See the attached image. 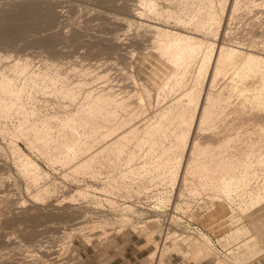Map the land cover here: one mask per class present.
<instances>
[{
    "label": "bare ground",
    "instance_id": "obj_1",
    "mask_svg": "<svg viewBox=\"0 0 264 264\" xmlns=\"http://www.w3.org/2000/svg\"><path fill=\"white\" fill-rule=\"evenodd\" d=\"M13 1H15V3L13 2L15 4L14 7L9 8L7 10L6 8L0 10V43L7 42L9 40H15L18 36L23 34L27 27H32L37 30L38 24L41 21L45 22V28L39 29H43L44 31L52 29L55 21L62 17V15L60 14L61 12H58L59 8L58 11H56L57 8H54L55 5L58 7L60 6V0ZM169 1L171 2V5L167 6L166 8L165 6L161 5L160 0H100L99 2H97L100 3V5L104 7V9L106 8L109 11L114 10V12H119L121 10L123 12V10H126V17L121 19L116 16L117 20L115 21L117 25L123 26L125 22L128 23L133 21L137 22V24L139 23V25L144 28L145 32L143 31L144 33L142 35V39H137V37L135 36V42L137 43V45L139 44L138 46L140 47V44L141 46H143L142 44H145L146 41H153L154 43L152 42V45L150 43L151 46H148L150 47L149 50H151V47L153 46V44H155L158 49L156 51L154 49V51H159L160 54L157 59H160L161 56L162 58L166 59L164 63L168 66L173 75L166 68H164L167 70L168 74H171V76L167 74V77L169 76V78L172 79L170 81V79L165 78L166 75H164L163 81L169 79V81L167 80L168 91H172L177 88L174 91V96L172 98H168L167 100H165L164 98H166V96L163 93L164 98L162 99H164V101L161 100L162 103H160V101L159 103H157V99L159 97H162L160 95L162 93L160 92L159 95L155 93L156 96L159 97H157V99L154 98L155 104H153V94L151 95L150 89L146 85L149 80L147 81V83L144 81L146 84L143 82H138V79V81H135L136 78L134 77L133 78L135 80H130V78H128L129 75H127V73L130 72L126 73V77L128 76L127 78L122 76L123 79L121 78V80L124 81V79H126V81L120 84V81L118 80L121 77L120 75L119 78L116 80V83L107 82L109 80V77H111L110 68H104L99 72L94 73V77L96 78V80H100V82L103 83L101 85L102 87L100 86L99 90H96L95 88L93 90L92 87V90L88 91L86 89V93L82 94L80 92V88L83 87L86 83L82 82L83 80H78V82H76V80H69V77L71 79L72 74L70 75L69 73L63 72L61 66H59L60 63H54V59L53 63H51L52 66L51 64L50 66L47 64L43 65L42 62L41 65L43 66H37L35 60L31 58V56H27L25 58H18V56L17 59L15 58L13 60L6 61L5 59H7V56L5 57L4 53H0V120L3 121V118L10 119L9 117L15 116L16 122L13 120L14 118H12L15 123L13 132L15 137L19 136L24 138L27 143L31 146V148H37L40 153H44L48 161H51L52 163L61 162V164L63 163V165L68 164V169H71L70 171H75L74 174H77V172L79 171L82 172V170L86 172L85 170L88 168V170L90 171L91 166L93 168L94 165L97 163V161L96 163L94 162L95 164L93 163L94 158L101 155L107 156L108 154L112 155L113 152H118V158L120 156L121 158H123L122 153L125 151V148L127 147V149H132L128 148V144H126L127 146L125 145L124 147V143L128 140V142H130V140L132 139L135 141L136 145H133L134 142L131 145H133V147L136 146V148L134 147L133 150H130L128 152L126 150V154H124L126 155V160H122V162L127 161V164H130L132 160L134 161V158L136 156L139 155L138 157H141L140 164L139 161H137L138 165H133L132 162V164L128 165V167L124 169V173V167L122 168V173L124 174V176L131 177L127 178V180H132V177L135 175L140 176L142 174L144 177L146 174L147 177V174L149 173H151L152 175L154 172H158L160 173V176L162 174L163 181H169L167 183H171L172 185H178L179 190L181 191L182 188H187L190 183H193L190 184V187H188V191H190L191 193L193 192L200 194V189L204 187H212L214 189L217 188L218 190L225 192L228 195H231L233 191L237 192V190H240V192H247L248 194H250V204L252 206L262 203L264 201V185H260L258 182L259 180L257 179L260 174L264 173V40H262L264 39L263 27L262 30H260V26L263 25L264 21L262 25L261 22L260 26L258 24L260 29L257 26L258 29H256V27L254 31V27L253 25H251V29L253 32L251 31L252 36L250 37V40L248 38L249 35L248 37L247 34L245 36L248 38L249 41L246 39L247 42L245 43V37L243 42L239 40L235 41L232 38L231 34H233V32L236 33V31L234 30V26L231 24L230 20L235 21L237 18L241 17L238 16V14H240L238 13L236 19L234 20L235 12L237 13L239 7L242 6V0L241 6L240 0H218L217 2L220 1L219 6L222 9V12L220 10L219 11L222 13V15L217 11L215 2L213 0H168V2ZM247 1L251 3L252 0ZM257 1L256 3H258ZM98 3H96V8H98ZM250 3L247 5H250ZM254 3L255 2H252L250 9L256 4ZM259 3L256 5L258 6ZM64 6L66 7V5ZM9 7H11V4L9 5ZM103 7L99 6L100 9ZM62 8L63 7H61V9ZM252 10L254 11L256 10V8L251 9L250 12H252ZM63 11L65 10L63 9ZM89 14H91V11ZM98 15L96 16L100 17L102 15L104 17V14ZM82 18H84V16ZM65 19L66 18H64L63 20L65 21ZM109 19L111 20V16ZM92 20L90 19V21ZM112 20L114 19L112 18ZM97 21H99V19ZM107 21H105L104 23L106 24ZM111 22L112 21H110V23ZM237 22L235 21V23ZM100 23L102 24L103 22ZM127 23L126 26L129 25ZM217 23L220 24L218 26V32H216L217 34H215L216 37L214 35L215 38L212 39V31L214 32L215 30L212 29L213 27L216 28V26L214 25H216ZM252 23L256 22H251V24ZM97 24L98 23H96V25L94 26H97ZM247 27L250 28L249 25ZM97 28H94V30ZM62 30L63 31L60 32H58L57 30V32L55 33L48 32L47 34L36 36L33 38V41H31V43L33 42L41 45L42 47L51 49V51L56 55L60 52V50L57 51L58 49H56V46L62 39L66 38V40H70V38L68 37V35L70 34H72L71 37L75 40L78 38V36L80 37V35L78 34L79 32L77 30L74 31V29H72V33L69 32L70 34L68 33V35L64 33L65 29ZM116 31L118 32L119 30L117 29ZM120 32L121 31H119V33ZM122 32L125 33V29L122 30ZM137 32L134 31V33ZM210 32L211 35L209 34ZM241 32H244V30L242 29ZM248 32L249 31L245 33ZM251 32L249 33L251 34ZM127 33H131V31L128 32L127 29ZM99 34L101 35V33ZM85 35L86 39L83 37V39L85 40L82 41L81 45H83L84 47L90 46V48H92L94 46L92 41L93 39H87V32L86 34H84V36ZM112 35L108 36L103 34L98 40H95L98 41V43L96 47L93 48V50L91 49L92 55H95V53L93 54V52L99 53L100 55H104V53H107L106 55H109L111 54L110 52L112 51V49H115V51L118 52V56L116 55V57L113 58H117L120 61H123L122 63L125 64L128 62V59L132 57L129 58V53L127 54L126 52H123V49L125 51H128L127 49L130 47V45L129 43H127L126 45H129V47L125 49L123 47L124 40L123 42L121 40L122 37L119 38V35V37H116V34L114 36ZM88 36L90 38L92 35L88 34ZM125 36L127 35L125 34ZM237 36H234V38L236 39ZM243 36L244 34L242 35V38L238 36L237 39L241 38L242 40ZM69 40L68 42H70ZM144 40L146 41L143 42ZM129 42L131 43V41ZM258 42L260 43V45L263 46H261L262 48L257 45ZM75 46L78 45L75 44ZM135 48L133 47L134 51H136ZM78 50L80 49L78 48ZM88 52H90V50ZM129 52L131 53V51ZM63 53L65 54V51ZM52 57H54V55ZM104 59H106V57ZM161 59L157 61H160V63H162V65L160 66L163 67V65L165 64L161 62ZM195 60H197V64L194 65V71H192L193 69H191V72L193 73L194 77V82L191 81L190 84L186 82L184 83V80L187 79H184V77H186L187 73H189L187 72V70L190 71V69L188 68H190L191 64ZM115 61L117 60L115 59L114 62L113 60L111 62L117 64L118 66L119 61H117V63ZM194 63H196V61ZM76 64L77 68H79L78 63ZM159 64L157 63L158 70L156 69L157 72L155 73L160 72L163 76L162 73L165 70H162L163 72L159 71V68L162 69ZM69 65L73 66L74 64L72 63V65ZM69 65L68 67L70 68ZM129 65L130 64H128V66ZM75 67L76 66L74 65L73 68ZM125 67L123 66V68ZM129 67H131V65ZM69 68L67 69L69 70ZM73 68H71L70 71H72ZM84 70L85 68L83 69V71ZM86 70L88 73V69ZM121 70L119 71L122 72L123 70ZM124 72L126 71L124 70ZM153 72L154 71H152V74ZM80 73H82L81 67ZM84 73L86 74V72L84 71L82 75ZM92 73L93 72L91 70V74ZM192 73L189 74L192 75ZM152 74L150 78H152L151 80L153 81V79L156 78V75L154 78ZM88 75L87 77H89ZM83 77L84 76H82L81 78L83 79ZM202 77L204 81L201 84L203 85L199 83V80H201ZM85 78L86 77H84V80ZM188 79H190V75ZM110 80L114 81V78ZM86 81L88 84L90 83L88 79H86ZM165 81L164 86H162L164 87V89L166 87ZM158 82H156L155 86L159 85L157 84ZM40 94H47L48 97L50 96V98L51 96H53L52 98H54V100L52 98L51 99L57 103H55L57 105L55 106L57 109L51 106L53 105V103L51 104L50 101H48L50 102V107H52V109H55L53 111L50 107H48L49 105L45 106L48 102L45 103V101L43 102V100H41V103L39 100ZM138 98L140 99L138 100ZM43 103H45V105ZM156 103L158 104V106L157 108L155 107L156 109H154L153 107L154 105H156ZM46 107H48V109L50 108V111ZM147 113L152 114V116L148 118H142V114L145 115ZM200 131L201 133H203V136L198 135ZM93 140H96L98 144L96 143V141L94 142ZM10 141L11 143L14 142H12V140ZM10 141H7V143L10 144ZM93 142L94 144H92ZM94 145L96 147H94ZM11 146L14 150L12 151L11 147H9L11 149V153L14 152L13 154H15V152H17L18 155L20 154L21 156L19 157V159H16L19 161L21 158L22 163H19L22 164V171L28 173L32 180L38 183L37 180L40 181L39 175L43 173L41 170L42 168H40V166L31 158H28L17 144L13 143L11 144ZM18 155L15 156L18 157ZM113 157L114 156L110 158L114 159ZM115 157L116 160L117 156ZM97 159L99 160V158ZM104 159L102 161H104ZM111 161L114 162V160H110L108 161L109 164L111 163ZM116 161L115 163H117ZM113 164L111 163V166ZM121 164H119V166ZM31 166L33 168V171L31 170ZM113 167L112 169H114ZM115 167L117 168V166ZM92 168L91 170L94 169ZM119 169H121V167ZM94 173H97V171H95ZM158 173L156 174V176H158ZM28 175L24 174L23 176H27L28 178ZM110 176H112V174ZM193 176L197 179H195ZM122 177L120 179L124 181ZM192 179L194 181L196 180L197 183L194 184V182H192ZM129 180L128 183H132ZM118 181L119 180L117 179V182ZM111 183L112 181L110 182V184ZM130 185L133 187V190L137 191V193L143 190H147V185ZM47 190V186L46 188L44 186V188L36 191L33 195L36 200L40 201L44 198V194ZM3 191L4 190H0L1 196H4V194L7 195V193L5 192L4 194H2ZM77 191V194L81 196L83 195V191ZM72 199L74 198H69V200ZM14 204V207L12 206V209L10 210H13L14 208L12 212L16 211V214L20 215V208L22 205H18L17 203ZM240 207L244 211L247 209L245 200L241 203ZM22 210H24V208H22ZM25 211L26 209L21 212L20 216H22ZM72 215H74L72 220H76L72 224L67 223L68 221H66L65 223H53V228L51 229V232L53 231L54 233L52 234L46 232V230H49L44 227V229H46L44 230V232L49 234L48 236L46 234L43 237L47 236L52 240V244L49 243L50 245L48 246L49 248L47 249L46 254L48 255L49 259L56 264H67V262L63 261V258L59 253L58 248L55 244H53V242L55 243L58 241L59 238L64 237L67 241L66 246L68 247V249H71V252H75L78 249L77 245L75 244L74 237L78 236V233L81 232L83 235V233H85V228H89V232L96 231L97 229L95 230V228L97 227V224H99V222H97L98 219L97 221L93 219L95 216L91 218L88 216L82 217L83 214ZM24 216L22 217V220L24 219ZM18 217L19 216H17L16 218ZM26 217H28L32 221H36L38 218H40L37 213V210L35 212L34 207L32 206L29 209V213H27V216H25V218ZM6 220L8 221V223L11 221V219H7V217ZM85 220L86 224H83ZM90 220L92 221V223ZM106 220L103 219L100 221H103L105 223ZM151 220L157 221L158 218H154L152 215L149 221ZM11 222L17 223L19 221L13 220ZM75 223H79V225L73 227L70 226L74 225ZM46 225L47 224H45V226ZM0 230L2 231V229ZM3 231L0 234L3 235H1L2 237H5V232H9ZM30 232L28 235L29 237L31 235L34 236L36 234L35 232L37 231L34 232V235ZM245 232H247V228L242 226L236 230L235 235H240ZM12 235L13 233L11 234V236ZM79 235L81 236V234ZM85 235L87 236V234ZM168 237L169 236H166V238ZM255 238L256 237L254 235H251V238H248V240L241 244L242 246L247 247L248 254L256 255L257 252L260 253L259 251H261L257 247V242H255ZM6 239L7 238L5 237V240H3L7 241L9 238L7 240ZM12 239H9V243L6 242V244L8 243L7 246L11 245L12 247L14 246L17 248L18 245H16V243L18 242ZM45 240L41 238L38 244H36L35 242L37 247H35V244L34 247L39 248V250H42V248L45 246L44 243L48 242L47 239ZM51 240L49 242H51ZM89 240L91 239L89 238ZM187 240L189 239L187 238ZM195 242L197 244H201L199 246L198 254H201L203 252H207L209 254L210 252H213L214 248L211 245V240L206 234H200V237ZM34 247L33 249H35ZM156 250L159 251L158 257L164 250H178L179 252L185 254L188 253V250H184L180 247L179 244L176 243H174V245L171 247H165V245H162L161 243L160 248ZM157 251H154L153 255H156ZM10 255H12V253ZM0 256H2V254ZM20 258H18V262ZM16 259L17 258L15 257V264L18 263H16ZM236 260L239 261L241 260V258H238ZM6 262L8 263V261Z\"/></svg>",
    "mask_w": 264,
    "mask_h": 264
},
{
    "label": "rangeland",
    "instance_id": "obj_2",
    "mask_svg": "<svg viewBox=\"0 0 264 264\" xmlns=\"http://www.w3.org/2000/svg\"><path fill=\"white\" fill-rule=\"evenodd\" d=\"M60 1H61L62 5L60 4L59 7L55 5L54 8L55 9L57 8L56 11H58V8H59L58 12L59 13L61 12L60 14L62 15V17H61L62 19L61 18L57 19L55 21L52 29H49L47 31H44L43 29H39V28H45V22L41 21L42 23L39 22L37 30L35 28H32V27H27L25 29V31L23 32V34L18 36L15 40H12L13 42L11 40H9L7 42H4L5 44L0 43L1 44L0 45V53H2V54L4 53L5 57L7 56V59H5L6 61L7 60H13L15 58L17 59L18 56H19L18 58H20V57L25 58L27 56H29V57L31 56V58H33L35 60L37 66H40L41 62L43 63V65L47 64L50 66V64L53 63V59H54V63H56V64L60 63L59 66H61V69L63 72L69 73L70 75L72 74V77H71V79L69 77V80H71V81L76 80V82H78V80L79 81L83 80L82 82L86 83L84 85L85 87L83 86L80 88V90H81L80 92L82 94L86 93L85 92L86 89L88 91L92 90V87H93V90H94V88L96 90H99L100 86L103 83H101L100 80H96V78L94 77V73H97L104 68H110V76L111 77H109V80L114 78V81L108 80L107 82L116 83L117 82L116 80L119 78V75H120L121 77L118 79L120 81L119 82V84H120V83L126 81V79H124V81H123V80H121V78H122V76L126 77L127 72H130V73H127V75H129V77L128 76L127 77L130 78V80H135L134 78H136L135 81L139 80L138 82H143V83H145V82L147 83V81L149 80L148 83L147 84L145 83V84L150 89L151 95L153 94L152 95V97H153L152 99L154 101L153 104H155L154 98L157 99V97H159V96H156V94L159 95L160 92L162 93V94H160L162 97L161 98L159 97L157 99V103H159V101H160V103H162V101H164V99L167 100L168 98H172L174 96V91L177 88L175 90H172L173 91L172 92L170 90L168 91V87H167V80L169 81V79H170V81H171L172 78H169V76H171V74L173 75V73L170 71L168 66L164 63L166 61L165 58H162V56L160 57V59L161 58L164 59V60L161 59V62H163V64H165V65H163V67L160 66V65H162V63H160V61H157V60H160V59H157L160 55L159 51L155 52L158 49L157 46H155V44H153V46L151 47L152 49L149 50L150 47H148V46H151L153 41L144 40L143 42L146 41L148 49L146 47V43L145 44L143 43L142 44L143 46H141V44H140V47L142 48L141 49L138 46L139 44L137 45V43L135 42V36L137 37V39H142V35L145 32L144 28L142 26H140L139 23L137 24V22H133V21L128 22V23L125 22L123 24V26H121V25L119 26L116 24V21H115V20H117L116 16H118L121 19L126 17L127 16L126 10H123V12L120 10L119 11L120 13L117 11L114 12V10L109 11L106 8L104 9V7L102 5H100V3H98L100 0H95V1L94 0H91V1L90 0H60ZM213 1L215 2L217 11L222 15V13H221L222 9L219 6L220 1L219 2H217L218 0H213ZM242 1H243V3L240 0V6L242 3L243 7L242 6L239 7V9L237 10V13L235 12L234 20L236 19L238 13H240V14H238V16H241L235 20L236 22L237 21L238 22L235 23V21L230 20L231 24L234 27L232 25L231 26L236 31V33L233 32V34H231V36L235 41L239 40L241 42L244 41V37L246 36V34H247V37L249 35L248 38L250 40V37L252 36V32L255 30V28L258 26V24L260 26V22L262 25V23L264 21V0H259L260 3L257 0H252V1L249 0V1H251V3L248 2L247 0H242ZM256 1L259 3L258 6L256 5V4H258V3H256ZM13 2L15 3V1H13V0L12 1L11 0H0V10L5 9V8L7 10L9 8L14 7L15 4ZM160 2H161L162 6H165V8L167 6L171 5V2L170 1L168 2V0H167V2H166V0L165 1L160 0ZM252 2L256 3V4L254 3L255 5L251 7V9L256 8V10H254V11L252 10L253 13L250 12L251 11L250 6L252 5ZM7 3H8V5H7ZM96 3H98V5H97L98 8H96ZM249 3H250V5H247ZM10 4H11V7H9ZM75 4H76V9H75ZM64 5H66V7ZM70 6L72 9L70 8ZM99 6L103 7V8L100 9ZM245 6H246V8H245ZM248 6H249V8H248ZM61 7H63V8L61 9ZM63 9L65 11H63ZM248 9H249V11H248ZM90 11H91V14H89ZM94 12H96V13H94ZM257 12H258V14H257ZM64 14H65V16H64ZM98 14H100V15L104 14L105 18L102 15L100 16L101 18L98 17L99 16ZM108 14L111 16V20L109 19L110 16ZM96 15H98V16H96ZM114 15H115V17H114ZM83 16H84V18H82ZM91 17L93 18V20ZM94 17H95V20H94ZM64 18H66L65 21L63 20ZM96 18H98L99 21H97L98 19H96ZM112 18L114 20H112ZM90 19L92 21H90ZM258 20H260V21H258ZM95 21L100 26L98 24H97V26H94V25H96ZM105 21H107L106 24L108 23L110 26L108 24L106 26V24L104 23ZM110 21H112V22L110 23ZM90 22L92 23V25ZM100 22H103L102 23L103 25ZM251 22H256V23L251 24ZM113 23H115V24H113ZM126 23L129 25L126 26ZM88 24H90V25H88ZM84 25H85V27H84ZM87 25H88V27H87ZM111 25H112V27H111ZM114 25H115L116 30L118 29L119 31H121L120 33H119V31L117 32L115 30ZM219 25L220 24H218V23L216 25H214V26H216V28L213 27L212 30L215 29L214 30L215 33L213 31H212V35H211V32L209 33L211 35V37L213 36L212 39H214L216 37L215 34H217L216 32H218V28H219L218 26ZM248 25L250 26V28L247 27ZM251 25H253V27H254L253 31L251 29ZM78 26L80 27V29ZM116 26H118V27H116ZM107 27H109V28H107ZM258 27L256 29H258ZM260 27H261V29H260ZM260 27H259L260 30H262V27L264 29V23ZM94 28H97V29L94 30ZM27 29H30V30H27ZM62 29H65L64 33L67 35L69 32L72 33V29H74V31L77 30L79 32L78 34L80 35V37L78 36V38L75 40L71 37L72 34L69 33L70 35H68V37L70 38V40L69 39L66 40V38H65V39H62L57 44L56 49H58L57 51L60 50V52L56 55L51 51V49H48L46 47H42L41 45L33 43V42L31 43V41H33V38L36 36L47 34L48 32L49 33H51V32L55 33V32H57V30H58V32H60V31H63ZM124 29H125V33L122 32V30H124ZM127 29H128V32L131 31V33H127ZM129 29H130V31H129ZM242 29L244 30V32H241ZM98 30H99V32H98ZM104 30L105 31L107 30L106 33ZM113 31H114V33H113ZM134 31H136V32L138 31L139 34H138V32L134 33ZM247 31H249V32L252 31V32H251V34L249 32H248L249 34L245 33ZM86 32H87V39H93L92 41H93L94 46L92 48H90V46L84 47L83 45H81L82 41H84L86 39L85 38L86 35L84 36V34H86ZM99 33H101V35ZM88 34L92 35L91 36L92 38L91 37L89 38ZM103 34L108 35V36L112 35V34H113L112 36H114L116 34V37H119V36H120L119 38L122 37L121 38L122 42L124 40L123 47L125 49H127L130 45V47L127 49L128 51H125L123 49V52H126L127 54L129 53L128 54L129 58L130 57H132V58L128 59V62L127 63L124 62L125 64H123L122 63L123 61H120L117 58H113V57H116V55L118 54V52L115 51V49H112V51L110 52L111 54L108 53L109 55H106L107 53H104V55L103 54L100 55L99 53H96V52H93V54L95 53V55H92L91 49L93 50V48L96 47V45L98 43V41H95V40H98ZM125 34L128 36V38H127V36H125ZM243 34H244V36H243V39L241 40ZM97 35H98V37H97ZM214 35H215V37H214ZM233 35L235 37L238 35L241 38L237 39L238 38V36H237V38L235 39ZM130 36H132L133 38ZM83 37L85 39H83ZM247 37H245V43L248 40ZM133 39H134V41H133ZM68 40L70 42H68ZM73 40L76 42H74ZM262 40H264V39H262ZM80 41H81V43H80ZM129 41H131V43ZM77 42H78V44H77ZM127 43H129V45H126ZM150 43H151V45H150ZM75 44L78 46H75ZM257 45L260 48L263 47L262 45H260L259 42ZM263 45H264V43H263ZM132 46L134 48L136 46V48H135L136 51H134ZM154 46H155V48H154ZM78 48L80 50H78ZM154 49H155V51H154ZM89 50H90V52H88ZM64 51H65V54L63 53ZM129 51H131V53ZM149 51H150V53H149ZM113 52H115V53H113ZM114 54H115V56H114ZM147 54L149 55V58H148ZM40 55L43 57H41ZM53 55H54V57H52ZM146 55H147V57H146ZM90 56H92V57H90ZM133 56H134V59H133ZM88 57H89V61H88ZM105 57H106V59H104ZM38 58L39 59L41 58V59L39 60ZM48 58H49V60H48ZM99 58H100V60H99ZM107 58H108V61H107ZM46 59H47V61H46ZM115 59L117 61H119L118 66H117V64L113 63ZM112 60H113V62H111ZM117 61H115V62L117 63ZM129 61H130V63H129ZM131 61H133L135 63H133ZM195 61H196V63H194ZM195 61L191 64L192 67L190 66V68H188V69H190V71L187 70V72L192 73L191 69H193L192 71H194V68H195L194 65L197 64V60H195ZM37 62H39V63H37ZM72 63L76 66L75 68L77 69V71L75 68H73L74 65L73 66L69 65V64L72 65ZM76 63H78L79 68H77ZM157 63L158 64L160 63L159 66L162 67V69L159 68L160 69L159 71L163 72L162 70H165L162 73L163 76L161 75L160 72L155 73L158 70L157 69L158 68ZM80 64H82V65H80ZM128 64H130L131 67H129L130 65L128 66ZM43 65H41V66H43ZM68 65L70 66V68L68 67ZM106 65H107V67H106ZM120 65H121V67H120ZM139 65H140V67H139ZM51 66H52V64H51ZM96 66H97V68H96ZM123 66L124 67L126 66V67L123 68ZM80 67H81L82 73L84 71L86 72V74L84 73L85 75L84 74L82 75V73H80ZM112 67H114V68H112ZM67 68H69V70ZM71 68H73V70H72L73 73H72V71H70ZM84 68H85V70L83 71ZM136 68H138V69H136ZM164 68H166L171 74L170 73L168 74L167 70ZM86 69H88V73H87ZM91 70L93 72L92 73L93 77L91 74ZM119 70H121L122 72H120ZM124 70L126 72H124ZM152 71H154L153 74H152ZM111 72H112V75H111ZM189 73H187V76L185 74L186 77H184V79H186V78L188 79L189 75H190V79L184 80V83L186 82V83L190 84L191 81L194 82L193 73H192V75ZM151 74H152V76H154V78L156 75V78L153 79L154 82L151 80L152 78H150ZM157 74L159 75V79H158ZM167 74L169 75L168 77H167ZM87 75L89 77H87ZM90 75H91V77H90ZM160 75H161L162 79H161ZM164 75H166L165 78H169V79H166V81L164 80L166 82L165 89H164V87H162L165 84L163 81ZM73 76H74V78H73ZM79 76H80V78H79ZM82 76L86 77L85 80H84V77H83V79L81 78ZM131 76H132V78H131ZM115 77H116V79H115ZM86 79H88V81L90 82L89 84L87 83ZM202 79H203V77H202ZM202 79L199 80L200 84L203 83V81H204V79L203 80ZM158 80L160 83L158 82ZM156 82H158L157 84H159V85H156L157 87L155 86ZM91 83H92V85H91ZM87 84H88V86H87ZM200 84H199V86H200ZM201 85H203V84H201ZM88 88H90V89H88ZM163 93L165 94L166 98H164ZM43 95H44V99H43ZM52 97L53 96H51V98ZM40 98H42V99H40ZM51 98H50V96L48 97L47 94H40L39 100L41 103H42L41 100H43V102L45 101V103L50 101L51 104L53 103L54 106L53 105H51V106L54 108L55 106H57L56 105L57 103L55 101H53L54 98H52L53 100ZM162 98H164V99H162ZM139 99L140 98H138V100ZM50 102L46 103L47 105H45V103H43V104L45 106L49 105L48 107H50ZM157 103H156V105H154V107H153L154 109L157 108V106H158ZM48 107H46V108L48 109ZM52 107H50V108L52 109ZM50 108L48 109L49 111H50ZM55 109H57V108L55 107ZM55 109H52V111ZM143 115L144 114H142V118H144V117L148 118V117L152 116V114H150V113H147L144 116ZM9 118L10 119L3 118V121L0 120V190H4L2 194H4V192L7 193V195L4 194V196H1V194H0V204H1L0 205V229H2V231L4 230L3 232H5V231L9 232V233L5 232V234L3 233L4 236L7 239L9 238L10 240L13 238L12 240L18 242V243H16V245H18V247L16 248L13 246L14 247L13 248L11 245L7 246V244L10 242V240L6 239L7 241H4L5 237H2L3 235L0 234V236L2 235L0 237V240H1L0 241V255L2 254V256H0V258H2V259H0L1 264L3 262L5 263L6 261H8V263L6 262L5 264H15V257L17 258L16 259V263H17L18 258H20L21 256L22 257L19 259V262L17 264H22V263L23 264H56L53 261H51L49 259L48 255L46 254V251L49 248L48 246L50 244H52V240L47 236L49 233L50 234L54 233L53 231L51 232V229L53 228L52 227L53 223H55V222L56 223L57 222L58 223H60V222L65 223L66 221H68L67 223L72 224L73 222H75L76 220H72V218L74 216L72 214H83L82 217L88 216L91 218H93L95 216L93 219H95L96 221L98 219L97 222H99V224L96 223L97 224V227L95 228V230L97 229L96 231H90L89 232V228H87V229L85 228V233H83V235L81 232V233H78V236H75L76 238L74 237L75 244L77 245V249H78L75 252H71V249H68V247L66 246L67 241L64 237L59 238L58 241L55 243L53 242V244H55L56 247L58 248V251L63 258V261H66L67 264H264V201L262 203H259L257 205L252 206L250 204V194H248L247 192L246 193L240 192V190L239 191L237 190V192L233 191L234 194L232 192L231 195H228L225 192L218 190L217 188L214 189L212 187H204V188H202L203 190L200 189V191H199L200 194L193 193V192L191 193L190 191H188L189 190L188 187H190V184H193V183H190L187 188H184V189L182 188V191H181V190H179L178 185L174 184L175 185L174 186L171 183L170 184L167 183L169 181H163L162 180V178H163L162 174L160 176L159 175L160 173H158V172H157L158 176H156V174H157L156 172H154L152 175H151V173L147 174V177H146V174L144 177L142 174L140 176L135 175L136 177L133 176L132 180L128 179L132 183H130V182L128 183L127 178H131V177H125L124 176V174H123L124 169L127 168L128 165L132 164V162H133V165H138L137 161H139V164H140V157H141V156L138 157L139 155L136 156L134 158V161L132 160V162L130 164L129 163L127 164V161L122 162V160H126V155H124V154H126V150L128 152L130 150H133L134 147L136 148V146L133 147V145H136V144H135V141L132 139L130 140V142H128L129 141L128 140V141H126L127 143L126 142L124 143V147L126 144H128V148H132V149H127V147H126L125 151H124L125 153L124 152L122 153L123 158H121V156L119 157L120 159L118 158V152H113L112 155L108 154L107 156L101 155L102 158H101V156L94 158L93 163L94 162L96 163V161H97L96 164L94 163L95 164L93 167L94 169L91 166V168L94 170V172L97 171V173H94L93 170H91V168L89 171L88 170L89 168H88L85 170L86 172H84V170H82V172L79 171V172H77V174L76 173L74 174L75 171H70L71 169H68L69 168L68 164L63 165V163L61 164V162L52 163L51 161H48V159L45 157L44 153L41 152L42 153L41 154L37 148L36 149L34 147L31 148V146L27 143V141L24 138L19 137V136L15 137V135L13 134L14 125H15L14 121L16 122L15 116H12ZM12 118H14L13 119L14 121L12 120ZM5 119H8V120H5ZM12 121L14 124L12 123ZM198 135L203 136V133H201V131H200L198 133ZM10 140H12V142L14 141L13 143L17 144L23 150V153L28 158H31L33 161H35L40 166V168H42L41 170L43 173L40 174L41 176L39 175L40 181L37 180L38 183L36 181L32 180V178L28 175V173H25V171H22V167H21L22 164H20V163H22L21 158L19 161L16 159V158L19 159V157H21V156H20V154L18 155L17 152H15V154H13L14 152L11 153V149H12V151H14V150L11 146V144H13V143H11ZM7 141L8 142L10 141V144L7 143ZM94 142L92 144H94ZM133 142H134V144H133ZM96 143H97V141H96ZM6 144H7V146H6ZM131 144H133V145H131ZM9 147H11V149ZM94 147H96V146L94 145ZM11 154H13V155H11ZM15 155H18V157ZM109 156L111 158H112V156H114L113 157L114 159H111ZM115 156H117V159H116L117 161L115 160V158H116ZM107 157H108V160H107ZM97 158H99L100 161ZM103 159H104V161H102ZM136 159H138V160H136ZM110 160H114V162L111 161L112 164L114 163L112 166H111V163L109 164V162H108ZM115 161L118 164L115 163ZM124 162H125V164H124ZM119 164H121V165L119 166ZM126 164H127V166H126ZM115 166H117V168ZM18 167H19V169L21 167L20 170L22 172L18 169ZM109 167L111 169L113 167L114 169H112V170L115 172H113ZM118 167L119 168L121 167V169H119ZM122 168H123V173H122ZM32 169L33 168L31 166V170ZM116 169H118V170H116ZM87 170H88V172H87ZM109 170L112 172H110ZM126 171H127V169H126ZM66 173H68V174H66ZM108 173H109V175H108ZM110 173L112 174V176H110L111 175ZM115 173H116V175H115ZM24 174L25 175L27 174L28 178H27V176L24 177L23 176ZM120 174H121V177L124 176V177H122L124 179V181L126 179L125 183H124V181H122V179H120L121 178ZM141 177H143V178H141ZM194 178L197 179L196 177H194ZM29 179H31V180H29ZM117 179L119 180L118 182H117ZM193 179H192V182H194V184H196L197 181L196 180L194 181ZM161 180H162V182H161ZM257 180H259L258 181L259 184L260 185L262 184V186H263L264 185V173L260 174V176L258 177ZM111 181H112V183L110 184ZM138 181H140V182H138ZM190 181H191V179H190ZM119 182H121L123 184V186ZM135 182H137V183H135ZM2 184H4L5 186ZM130 184H132V185H134V184L135 185L136 184L147 185L146 186L147 190H143V191L137 193L136 190H133V187ZM109 185H110V188H109ZM44 186H45V188L47 186L48 190L44 194L45 195L44 198L42 200L38 201V200H36V198L34 197L33 194L36 191L44 188ZM5 189H8V190H5ZM77 190L83 191V195L81 196V195L77 194L78 193ZM72 195H75V196H72ZM69 196L71 198L73 197L74 199L69 200V198H70ZM1 199L2 200L4 199V200L2 201ZM243 199L245 200L246 206H247V209L245 211L243 209H241V207H240L241 203L244 201ZM6 200H7V202H6ZM2 203L3 204L7 203V204L3 205ZM14 203H17L18 205H22L20 208L21 212H23L26 209V211H25L26 214L24 212L25 216H27V213H29V209L31 208V206L34 207L35 212L37 210V213L40 216V218H38L36 221H32L28 217H26L27 218L26 219L24 214H22V216H20L21 212H20V215L19 214L17 215L16 211L12 212L14 210V208H13V210H10V209H12V206L14 207V205H15ZM248 205H249V207H248ZM22 208H24V210H22ZM20 209H19V211H20ZM19 211H18V213H19ZM152 215L154 218H158V220L157 221H152V220L149 221V219H150V217H152ZM17 216H19V217L16 218ZM23 216H24V219L22 220ZM6 217H7V219H11V221L18 220L19 222L16 223V222H11L9 220L10 222L8 223V221L6 220ZM20 217H21V220H20ZM103 219L104 220L107 219L105 221V223L103 221H100ZM6 221H7V223H6ZM43 223H45L47 225L45 226V224H43ZM91 223H92V221H91ZM41 224H43L44 226ZM83 224H86V220L83 222ZM50 225H51V227H50ZM77 225H79V223H75L74 225H70V226L73 227V226H77ZM242 226L247 228V232L242 233L240 235H235L236 230ZM44 227L46 229H48L49 231L44 229ZM40 229H42V230H40ZM44 230H46V232H49V233H45ZM2 231L0 230V233ZM35 231H37L38 233ZM29 232L32 233L33 235L35 233L36 234L34 236L31 235L29 237L28 236ZM91 232H93V233H91ZM10 233L11 234L13 233V235L15 237L13 235L11 236ZM40 233H42V234H40ZM46 234H47V236L43 237ZM79 234H81V236ZM85 234H87V236ZM200 234H206L210 238L211 245L214 248L213 249L214 253L210 252L208 254L207 252H205V253L203 252L201 254H198L199 246L201 244L200 243L197 244L195 241L200 237ZM251 235H254L256 237L255 242H257V247L259 250L262 251V252L259 251L260 253L257 252L258 254L256 253V255L248 254L247 247L241 245L243 242L248 240V238H251ZM23 236H25V237H23ZM166 236H169V237L166 238ZM84 237H86V238H84ZM14 238L15 239L17 238V239L15 240ZM26 238H29L30 240L26 239ZM33 238H35V239H33ZM41 238L43 240H45V239L48 240V238H49V240H48V242L44 243L45 249L43 247L42 250L41 249L39 250V248H35V247H37L36 244H38V242L41 240ZM89 238L91 240H89ZM187 238L189 240H187ZM76 239H78V240H76ZM50 240H51V242H49ZM6 242H8V243L6 244ZM35 242H36V244H35ZM255 242H252V243H255ZM161 243H162V245H165V247H171L174 245V243L179 244L181 248H183L186 251L188 250V253L185 254V253L179 252L178 250H171V251L164 250L163 252H161V255L158 257L159 251H157L156 249L160 248ZM34 244H35V247H34ZM239 245H240V247H239ZM33 247L36 250L33 249ZM16 250H18V251H16ZM20 250L22 251V255H21ZM19 251H20V256H19ZM154 251H157L156 255L155 254L153 255ZM11 253H12V255H10ZM23 254H24V256H23ZM73 254H75V255H73ZM252 256H254V257H252ZM22 258H24L25 260ZM238 258L239 259L241 258V260H239L240 262L236 260ZM47 259H49V260H47ZM1 260H2V262H1ZM4 260H6V261H4Z\"/></svg>",
    "mask_w": 264,
    "mask_h": 264
}]
</instances>
